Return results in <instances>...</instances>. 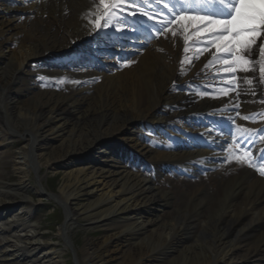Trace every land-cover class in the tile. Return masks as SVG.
Wrapping results in <instances>:
<instances>
[{
	"label": "bare ground",
	"instance_id": "6f19581e",
	"mask_svg": "<svg viewBox=\"0 0 264 264\" xmlns=\"http://www.w3.org/2000/svg\"><path fill=\"white\" fill-rule=\"evenodd\" d=\"M147 1L146 7H112L121 8L115 13L119 17L155 11L147 7L159 1ZM27 2L0 0V151L7 141L20 145L16 152H0V264H66L70 250L74 264H248L254 253L264 251V179L252 170L238 164L226 174L219 167L209 177L216 181L213 185L207 180L186 191L159 183L164 168L180 173L183 164L181 169L195 166L194 173L189 170L195 176L200 161L219 166L217 152L186 150L185 127L192 110L215 103L204 81L205 68L223 70L215 47L193 44L192 38L187 44L165 38L172 32L182 35L169 25L156 42L145 39L139 43L144 46L135 47L138 51L123 50L140 53L132 67L118 71L124 62L105 57L109 73L81 71L65 76L60 92L38 91L25 73L30 63L48 58L58 66L65 63L58 62L64 56L76 63L79 56L73 51L90 41L104 42L100 50L118 56L124 47L119 44L137 35L130 27L138 28L145 16L129 18L127 24L113 21L115 27L109 24L100 31L95 21L104 13L98 0ZM261 43L258 37L253 45L256 59ZM253 70L261 109L264 72L256 65ZM156 128L168 129L166 137L146 139L144 133ZM150 141L165 150H155ZM118 143L153 169L150 177L115 159L121 156L115 152ZM106 144L111 149L105 150ZM74 162L81 167L73 170ZM63 167L71 170L64 173L58 193H49L48 174ZM13 178L18 182L11 183ZM34 196L65 210L55 237L26 222L37 204ZM10 210L14 213L8 217ZM78 234H83L82 246L76 242Z\"/></svg>",
	"mask_w": 264,
	"mask_h": 264
},
{
	"label": "snow or ice",
	"instance_id": "6c2138e0",
	"mask_svg": "<svg viewBox=\"0 0 264 264\" xmlns=\"http://www.w3.org/2000/svg\"><path fill=\"white\" fill-rule=\"evenodd\" d=\"M98 3L104 13L95 21L100 31H104L109 24L115 27L113 21L127 24L129 18L136 20L138 16H147V13L133 11L119 17L115 13L120 12L121 8L112 7L121 5L127 8L130 4H146L147 0H129L127 3L125 0H98ZM164 10L167 16L164 20L155 21L153 35L168 31L169 25H176L182 35L177 36L175 32H172L171 37L165 38L180 39L182 44H187L189 38H192L193 44L213 45L222 55L231 57L223 61L224 73L228 75L236 73L237 69L234 65L249 63L242 53L246 52L248 56H251L255 50L253 45L258 37L264 42V0H167ZM101 20L103 25L100 24ZM155 24H159L158 29L155 28ZM127 30L117 29V31ZM133 30L139 31L138 28ZM206 37L213 38L206 39ZM256 48L257 55L264 56V47L256 45ZM183 51L187 52L188 48L184 47ZM260 70L264 71V69ZM242 134L250 135L251 130L243 129ZM256 151L260 150L256 149ZM250 155V152L245 153L237 159L247 161ZM258 159L264 160V152H261ZM260 171L264 174V169Z\"/></svg>",
	"mask_w": 264,
	"mask_h": 264
},
{
	"label": "rangeland",
	"instance_id": "374dc122",
	"mask_svg": "<svg viewBox=\"0 0 264 264\" xmlns=\"http://www.w3.org/2000/svg\"><path fill=\"white\" fill-rule=\"evenodd\" d=\"M17 18H19L22 21V20H24L25 15L19 14V15H17ZM31 21H33V20H31ZM34 63H36V62L34 61V62L30 63L29 66L26 67L27 71L25 73H31L32 74L33 78H31V79L33 81H35V83H36L35 86L37 87V86L41 85V89H39V90H49V86L52 85V80L56 81V79H53V77H52L53 71L49 72L48 76L46 78H43V76H41L38 73L39 70H37L33 67L35 65ZM127 64L128 63H125V67H127L129 65V64L128 65ZM2 67L3 66L0 65V68H2ZM126 69H128V68H126ZM40 72L44 73L42 71H40ZM61 72L67 73V71H65V70H62ZM53 73L55 76L59 75V72H57V71H54ZM44 74L47 75L46 73H44ZM64 79H66V78L62 77L61 79L58 80V82L63 83ZM97 82L99 83L100 79H97ZM54 89L60 91V89L58 87H56ZM21 100H24V98H22ZM20 102H22V101H20ZM14 141H15V139H14ZM4 143H5L4 146H7V147L4 148L2 151H0L1 153L2 152H8V151L16 152L18 150V147L20 146V145H18L17 147H13L9 144L6 145L8 143V141L4 142ZM73 166L74 167H71L73 170L75 168L81 167L76 162H74ZM7 168H9V171L12 175V172H13L12 166L8 165ZM71 168L67 169V167H63L58 172L52 171L50 174H48V176H47L48 181H47V184L45 185V188L47 189V191L49 193H58V190H60L59 186L63 183V180L66 178L64 173L69 172L71 170ZM134 170L137 171L136 168ZM13 179H15V178H13ZM12 182H18V181H17V179H15V180L11 181V183ZM167 186H168V184H165L163 187L168 188ZM179 186H181V185H179ZM184 190L186 191L187 188L184 187ZM32 195H34V194H32ZM34 200L37 202V204L32 207L33 211L30 212L31 216H29L27 218L26 222H29L28 225L36 226L37 230L40 233H46L47 235H49V237L50 236L55 237V234L57 233V230L59 229L60 224L65 222L64 221L65 210H63L62 206H60L56 203H53L52 201H50L49 199H46L45 197L42 198L43 202H38L36 196H34ZM163 213H161L162 217L164 216ZM76 242H78V244L81 246L83 245V243H84L83 242V234H78ZM67 253H69V254L67 255L66 260H65L66 264H74V262H75L74 253H72L71 250L68 251ZM78 260L80 262L82 260V257L79 253H78ZM14 264H26V261L14 262ZM111 264H115V263H111ZM160 264H163V263L160 262Z\"/></svg>",
	"mask_w": 264,
	"mask_h": 264
}]
</instances>
